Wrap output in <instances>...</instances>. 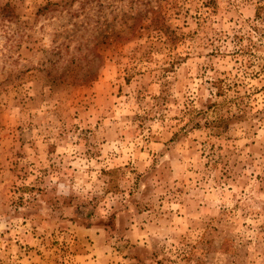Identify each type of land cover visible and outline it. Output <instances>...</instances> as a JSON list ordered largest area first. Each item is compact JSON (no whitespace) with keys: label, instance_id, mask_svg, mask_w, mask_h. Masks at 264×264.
I'll list each match as a JSON object with an SVG mask.
<instances>
[{"label":"rangeland","instance_id":"rangeland-1","mask_svg":"<svg viewBox=\"0 0 264 264\" xmlns=\"http://www.w3.org/2000/svg\"><path fill=\"white\" fill-rule=\"evenodd\" d=\"M0 264H264V0H0Z\"/></svg>","mask_w":264,"mask_h":264}]
</instances>
